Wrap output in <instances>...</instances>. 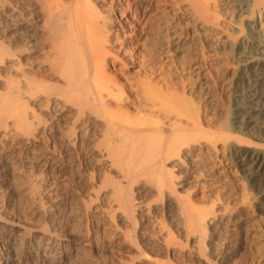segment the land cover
<instances>
[{
  "label": "bare ground",
  "instance_id": "bare-ground-1",
  "mask_svg": "<svg viewBox=\"0 0 264 264\" xmlns=\"http://www.w3.org/2000/svg\"><path fill=\"white\" fill-rule=\"evenodd\" d=\"M163 1L179 10L183 0H0V264L101 261V251L95 252L100 253L96 261L85 251L111 244L114 237H104L102 230L103 239L96 237L86 222L90 214L103 217L117 237L112 247L124 251L115 252L109 264L177 263L171 256L188 258L189 264H217L219 255L246 248L233 236L221 235L223 241L218 234L220 223L233 216L227 208H199L181 194L189 171L179 170L192 166L208 145L209 150L219 146L264 214V0H188L186 10L201 35L193 70L200 69L206 54L231 55L224 117L216 122L213 104L201 111L203 104L190 95L195 87L182 79L180 59L187 43L174 30L175 20L165 15ZM131 7L139 13L126 23L122 20ZM153 34L161 43L158 54L157 48L155 54L140 52V41ZM130 39L137 49L127 48ZM167 51L174 52L171 70L163 65ZM136 66L139 71H131ZM73 154L90 166L75 178L84 193H72L75 204L52 195L47 201L39 193L36 171L64 164ZM67 178L62 173L59 186L68 184ZM38 194L46 208L42 201L33 205L37 214L65 208L71 218L67 224L57 211L61 224L42 220L48 225L40 227L3 205L4 197L38 203ZM74 205L86 219L76 218ZM160 213L167 215L166 222L175 221V235L187 244L159 221Z\"/></svg>",
  "mask_w": 264,
  "mask_h": 264
},
{
  "label": "rangeland",
  "instance_id": "rangeland-1",
  "mask_svg": "<svg viewBox=\"0 0 264 264\" xmlns=\"http://www.w3.org/2000/svg\"><path fill=\"white\" fill-rule=\"evenodd\" d=\"M187 2H188V0H186V1L183 0L182 1L181 5H180L182 8L180 7V9H179L180 11L177 9V6L175 4H173L172 2H166L165 3V1H163L161 3L162 5L160 4V6L166 12L165 15L168 17L169 20H175L176 23H174L173 26H177V27H175V28L172 27V28H174V30L176 29L179 32H181V35H182L183 39L187 43L186 48H185V52H184L185 54L180 59L181 70H183V72H182V79L186 80V82L184 81L186 84L189 82L188 84H190L191 86H194L195 89H197V90L194 89V91L192 90V93L190 95L192 97L194 96L193 99L195 100L196 103H199L200 106L202 104L204 105V106L203 105L201 106L202 107L201 111L205 107L206 103L209 102V103H211V105L213 104L212 106H213V110L214 111L213 110L212 111L214 112V114L216 112V114H215L216 115L215 122H216V121L220 120V118L222 119L224 117L223 116L224 115L223 112H225L224 109H225L226 100H227V94H226L227 93V90L225 89V85L229 82L230 76H231V74L233 72V69L231 67H229V62H230V56L231 55L229 53H220L216 57H213V56L211 57L209 54L207 55L205 53L206 56H208V57H206L205 61L200 62V64H199L200 69L199 70H196V71L193 70L194 69L193 67L196 66L195 64L197 63V59L194 56H195V52L197 51V48H198L197 46H199L198 42H200L201 35H200L199 30H197V24H195L196 21L194 19H192L193 18L192 16L188 15L189 13H188V11L186 9L189 6V2L188 3ZM134 9H135L134 7L133 8L132 7L129 8L127 10L128 12L126 13L127 15L125 14V16H124L125 18L122 21H125L126 23H128L130 21V19H132L131 17H133V15H135V13H137V12L139 13V11H136L135 12ZM177 12H178V14H177ZM176 14H177V16L174 19V17H175ZM232 24H233L232 20H230V18H228L227 26H231L232 27ZM130 27H132V25ZM170 30H173V29H170ZM125 33H126V35H129V34L131 35L132 34V32L130 31V29H128ZM0 36H1V34H0ZM155 36L158 37V34H153V36H148V37L145 36L143 38L144 40L142 39L140 41V43H139V45H140L139 51L140 52L142 51V53H146V52L147 53H151L152 52V54H155L157 52V54H158V52L160 51V46L158 47V45H160L161 43L159 42V38H157ZM196 39H198L199 41L196 40ZM155 40H158V41H156V43H155V42H153ZM128 42L129 43L127 44V48H129V50L132 49V47H134V46L137 49L138 46H136L137 44H133V42H134L133 40L130 39ZM149 43H150V45H149ZM153 45H155V46H153ZM147 50L148 51L150 50V52H148ZM172 52L173 51H167L166 54H165V57L162 58L164 60L163 61V65H165V63H166L165 66L167 67V69L173 68V66H174V62H173L174 61V52L173 53ZM158 62L160 64V61L159 60H158ZM160 65H162V62H161ZM139 68H140L139 66L133 67L131 69V71L138 72L139 71ZM197 71L199 72V75H196L195 74ZM199 91L202 92V93H199ZM207 92H209V94ZM210 94H212L213 96L212 95L210 96ZM205 97H207V98H205ZM203 101H204V103H203ZM195 102H193V103H195ZM214 104H215V106H214ZM196 105H198V104H196ZM216 118H217V120H216ZM209 149L210 148H209V145H208L205 148V151H204L205 154H203V156L204 155L205 156L204 157L202 155H201V157L198 156L197 159H196V161L193 162V165L195 167H193V165L192 166L189 165V166H191V169H190L189 166H187V167H184L181 170H179L180 172L183 171L184 173H187L189 171L187 173V176H185V178H188L189 179V181H187L188 184H183L182 185L183 187L181 186L179 188V191L181 192V194L184 197H187L189 199L191 197L192 204L195 205V203H196L195 206H198L199 208H200V206L203 209L205 207H208V206H209L208 208H211L213 206H214V208L217 207L216 209H221L223 207L225 209V211H226V208H227V211H226L227 213L228 212H230V214L232 213L233 216L231 218L234 219V220H232L231 218L224 219L223 222L220 223V224H223L224 226H227V225L228 226L227 227H223V225H220L219 230H218V234H220L219 236L221 237V239H222V236H223V238L226 237L227 239H229V236H230L231 239H233V238L235 239V240L233 239V241L235 242L236 245L242 243V244H244L246 246V248L243 249V251L241 253L233 254L231 256L219 255V257H218V259L216 261L217 264H264V214H263L262 209H260L259 206H258V200H255L254 199V197H253L254 194L252 192L249 193L250 190L248 189V187L246 188L247 185H246L245 179L242 178L243 176H242L241 171L233 163V161H231L228 158V156L226 155V153L223 152L221 149H219V146H217V148H214V147L211 146V150H209ZM209 151H211V152H209ZM73 155H74V157H73ZM73 155L67 161H65L64 164L55 163L51 168H48L46 170L44 168H40V169H38L36 171L39 174V175L37 174V177L36 178L38 180H40L39 181V183H40L39 185H41L40 188H42V189H39V193L41 194V192H42L43 194H41V195L43 196V198L45 197L47 201H48V197L51 198L50 196L52 195L53 198H55V197L58 198V196H59V199L56 198V200H58V201H60L62 199H63L62 200L63 202H66V200L67 201L70 200V202L72 201L71 204H75L76 197H74L72 193H74V195L77 194V196L84 193V188L81 186V184L78 183V180L75 179V178H77V175L80 174L83 171V169L84 170L90 169V168H88L90 166H89L88 162L85 159H84L85 162L83 161V157H81L79 155L77 157L76 154H73ZM199 157H200V159H199ZM212 164H214V165H212ZM70 165H71V167H70ZM83 166H84V168H83ZM204 166L206 167V169H205ZM65 167L66 168H69V169H66ZM186 168H188V169H186ZM175 170L177 172V169H175ZM200 170H201V172H200ZM41 173H42V175H41ZM62 173H63L64 176H66V178L68 177L67 178V181L68 182L65 181L68 184H66V185L62 184L61 186H59L60 185L59 184V182H60V175ZM40 176H42V177H40ZM42 178H43V180H42ZM190 178H192V179H190ZM181 179H184V176ZM50 180H52L51 182H54V181H56V182H54V184H53V183L50 182ZM58 180H59V182H58ZM42 181H44L46 183H43ZM57 182H58V184H57ZM78 185H79V187H78ZM52 187H53V189H52ZM62 187H63V189H66V190L64 191L62 189ZM56 188H58V189H56ZM54 190L55 191L56 190H59V192L56 191L57 192L56 193ZM44 191H45V193H44ZM79 192H82V193L79 194ZM245 192H247L246 193L247 195L245 194ZM40 194H38V196H37L38 199H39V202L38 203L37 202H33L31 200L30 201H27L29 199H26L24 197H22V198L21 197H17V198L14 197L12 200H9V198L8 199L7 198L5 199V197H4V198H2V201L5 202V204H3L4 206L5 205L6 206L8 205L9 208L11 207V211H9L10 213L11 212H12V214L17 213L16 217L18 216L19 219H24V218H26V219L28 218L27 220H30L31 219L30 220L31 222H35V224L38 225V226H40V227H42L43 225H46V227H47L48 224L51 225L52 223H55V222L56 223L54 225H59V224L62 223L63 220H65V222L63 221V223L64 224L65 223L67 224V222L71 218L69 216H67V211H65V208L62 211L63 213L57 210L58 212L57 211H54V214L53 215H51L50 213H49L50 215L48 213H46V214L45 213H43V214L40 213L39 214V212L37 214V210L35 208H36L37 204H40V202L42 201V199L39 197V196H41ZM251 194H252V196H251ZM46 195L47 196L50 195V196L47 197ZM62 195H63V197H62ZM70 196H71V198H69ZM245 196H249V198L248 197H245ZM73 198H75V199H73ZM243 198H245L244 201H243ZM22 199L23 200L25 199V200L23 201ZM248 199H252L254 202L251 201V200H248ZM13 200L14 201L16 200L17 202L14 203ZM46 200L43 199V201H42L43 203L41 202L42 204L45 203V208H46ZM2 201H1V203H3ZM30 202H32L33 204L32 203L30 204ZM250 202H251V204H250ZM252 202H253V204H252ZM7 203H9V204H7ZM16 203H19L18 204L19 206L16 205ZM212 204H213V206H211ZM14 205H15V207H14ZM33 205H36V206L34 207ZM12 206L14 208H16V209H14ZM21 207H22L23 210L20 209ZM12 208H13V211H12ZM75 208H76V211H75ZM77 208L78 207L77 206L75 207V205H74L73 211H74V214H76V218L86 219V215L83 214V213L81 215L80 210L77 209ZM24 210H25V212H24ZM77 210H79L78 212H80V214L77 212ZM16 211H18V212H16ZM73 211L71 212V214H73ZM55 212H57L56 214H60V213H62L63 215L65 214L64 215V219H60V220H62V221H60L58 219V215H56ZM21 215H23L24 217L23 216L21 217ZM42 215H44V217ZM95 215H96V217L98 219L95 217ZM53 216L56 217V218H54ZM72 216H75V215H72ZM98 216H97V214H93V216H92V214H90V217H89V215H87V219L88 218H90V219H89V221L87 220L86 222H88L87 223L88 227L90 225H92V226L89 227L90 229L92 228V230L94 232V233L93 232L92 233L94 235L96 234V237L99 235L98 238L101 239L103 237V234H104V232L102 233V231H106L105 234H104V237H105V235H106V237H110L111 236V237H114V240H116L117 237L115 238V235L113 236L114 233H112L111 231L109 233V230H111V228L108 225L107 226L105 225L106 227L104 226L105 220L103 219V217L100 218L101 216H99V217ZM52 217H53V220H51ZM47 218H48V220H47ZM68 218H70V219H68ZM95 218L98 221H95ZM158 218H159V221L160 222H164L165 224L167 223L168 228L171 227L170 228L171 230H173V231L176 230V228H175L176 227V225H175L176 223H175L174 220L173 221H169L168 220L169 224H168V222H166L167 221L166 220V218H167V215L166 214H161L160 213ZM54 219L57 220V221H55ZM100 219L102 221H104V222L100 221V223H99V220ZM40 220H41V222H40ZM42 220L45 221V222H47V223L49 221L50 223H48V224L42 223ZM228 220L229 221L232 220V221H230L231 223L230 222H227ZM52 221H54V222H52ZM83 221H85V220H83ZM96 222L99 224L98 227H97L98 224ZM43 227H45V226H43ZM96 227L98 229H96ZM230 227H234L233 230L235 229L234 230L235 232L232 231V229ZM225 228H227V230L228 229H230V230L227 231ZM95 229H96V232H95ZM224 229L227 232H229V233L227 234ZM97 233H98V235H97ZM230 233H232L233 235L230 234ZM110 234H112V235H110ZM175 234H176V231L174 232V236H177ZM232 236H233V238H232ZM176 238L177 239L179 238L181 240V241L180 240L179 241L182 242L183 244L184 243L187 244V242H186V240H185L184 237L182 238L181 236H179V237L177 236ZM222 240L224 241L225 239H222ZM113 241H112V243H113ZM234 242H233L232 245H235ZM112 243L111 244L110 243H108V244L106 243V245H104V246L100 244L98 248H96L94 250L93 249H89L88 251H85V252H86V254L88 252L87 255L89 257L90 256H93L94 257L92 260H94V259L97 260L100 257V255H101V257L99 258V260H101V261L94 262V264H97L98 262H100V263L101 262L102 263L103 262H108V264H109L112 261V259H114V258L117 257V255H116L115 252H117L119 255H122V254L125 255L124 253H121L123 250H119V252H120L119 253L118 252V248L112 247L113 246ZM186 244H185V246H186ZM188 245L190 246L189 243H188ZM189 246L187 248H189ZM98 251H101V254L100 253H95V252H98ZM111 251H112V253L109 254V252H111ZM149 251L154 252V250H150V249H149ZM90 253H93V254L90 255ZM114 254H115V256H114ZM95 256H97L98 258L95 257ZM160 256L164 260H166V261L169 258L167 255H164V254L163 255L160 254ZM104 257H106V258H104ZM169 259L171 261H173V262H177L175 264H189L190 263V261H188L189 260L188 258H185L186 260L184 258H183L184 260L182 258H181V260H179L178 258H176V256H175V258H174V256L173 257L171 256ZM176 259H177V261H176ZM96 260H94V261H96ZM191 264H192V262H191Z\"/></svg>",
  "mask_w": 264,
  "mask_h": 264
}]
</instances>
